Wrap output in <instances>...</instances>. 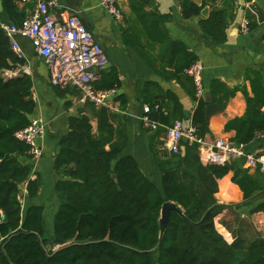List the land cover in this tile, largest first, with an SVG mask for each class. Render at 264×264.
Masks as SVG:
<instances>
[{
  "label": "trees",
  "instance_id": "obj_1",
  "mask_svg": "<svg viewBox=\"0 0 264 264\" xmlns=\"http://www.w3.org/2000/svg\"><path fill=\"white\" fill-rule=\"evenodd\" d=\"M181 2L185 17L201 14L203 5L192 0ZM132 7L151 38L162 43L161 54L174 66L173 77L183 85L193 86L187 87L198 101L192 124L198 135L205 137L210 131L206 106L211 101L225 105L235 91H229L216 79L212 99L198 98L194 82L186 73L196 55L185 43L169 37L163 28V17L151 21L152 14L146 13L141 4L133 2ZM249 21L253 29L256 24L250 18ZM200 23L206 38L216 42L227 39V9L214 8ZM23 64L0 27V264H264V238L246 242L228 233L222 226L224 206L216 197L218 179L235 171L232 181L249 199L260 188L249 174L250 168H241L236 160L205 165L197 143L184 141L179 152L164 149L160 137H164L166 128L160 126L151 137V150L162 176L160 186L149 179L134 156L124 154L127 135L116 127V114L105 108L96 112V129L89 114L80 112L68 118L69 131L59 140L54 162L61 175L55 184L60 204L54 217L53 236L49 238L45 206L32 202L24 208L20 199L25 188L32 201L42 185L30 162L28 144L15 136L29 125V116L36 108L32 77L28 73L9 78L5 75ZM246 76L252 91L244 89L246 112L225 126L227 131H236L234 142L244 144L264 133L262 74L248 69ZM120 85L117 69L101 70L96 88ZM54 88L63 95L59 86ZM166 94L175 104L170 115L163 112L159 96L152 94L150 87L144 91V100L151 108V119L170 125L182 120V105L174 93ZM169 201L177 203L184 215L173 210L161 237V209ZM54 236L68 240V244L49 250Z\"/></svg>",
  "mask_w": 264,
  "mask_h": 264
},
{
  "label": "crops",
  "instance_id": "obj_2",
  "mask_svg": "<svg viewBox=\"0 0 264 264\" xmlns=\"http://www.w3.org/2000/svg\"><path fill=\"white\" fill-rule=\"evenodd\" d=\"M38 1L0 0V19L9 24L20 25L31 14ZM192 1L203 5V9L208 7L209 14L214 8L227 9V39L224 42L206 38L200 23L203 17H207L202 15L203 9L200 15L185 17L181 0H117L124 13L122 21L115 20L101 6L100 0H58V6L52 10L59 19H66L72 14L79 15L107 53L109 63L106 68L118 70L121 85L118 88L117 105L121 111L114 114L116 127L123 129L128 138L124 154L134 156L143 172L152 176L160 186L162 176L151 150V137L155 130L145 127L141 120L144 106L148 105L144 100V91L150 87L152 94L159 96L158 103L162 105L163 112L169 115L175 104L167 98L166 93H174L182 105L183 118L180 121L185 126L192 124L198 101L187 88L192 89V85H183L173 77L174 66L161 54L162 43L155 41L147 33L146 26L133 10V2L141 4L146 13L152 14L151 21L154 17H163V28L169 37L185 43L196 55V59L203 62L204 96L207 100L212 99V87L216 79L223 82L229 91H235L225 105L211 101L222 106L223 111L209 120L210 131L205 135L208 143H214L219 138L233 141L236 131H227L225 126L229 120L243 116L246 112L244 89L252 93L246 71H260L264 86V0ZM245 17L256 24L249 32L241 29V22ZM16 39L21 46L24 64L10 72L19 67H29L36 101L35 111L29 117L41 115L47 121L42 142L43 156L39 160H30L34 171L41 178V189L32 201L26 192L24 196L28 199V204L34 202L44 205L45 210L54 209L56 213L60 202L55 197V184L61 179V175L55 170L54 162L59 152V140L69 131L68 118L77 116L80 112L89 114L96 129V112L99 108L81 103L78 91L72 87L61 88L63 95H59L50 82L44 58L37 54L31 41L22 35H17ZM193 90L196 94L195 84ZM162 139L161 136L160 140ZM158 148L162 150V146ZM245 148L254 154L263 153L264 133H258L251 142L245 144ZM236 161L241 168H250L242 159ZM234 174L235 171H231L218 179L216 197L218 203L224 206L222 226L233 237H242L246 242L257 237L264 238V208H258L264 205V167L249 169V174L255 177L260 186L249 199L244 198L243 191L232 181Z\"/></svg>",
  "mask_w": 264,
  "mask_h": 264
},
{
  "label": "built area",
  "instance_id": "obj_3",
  "mask_svg": "<svg viewBox=\"0 0 264 264\" xmlns=\"http://www.w3.org/2000/svg\"><path fill=\"white\" fill-rule=\"evenodd\" d=\"M100 4L115 20L124 19V13L117 0H100ZM57 6L58 0H39L31 14L24 18L20 25L9 24L0 19V27L9 37L12 50L22 58L21 46L16 36L27 37L37 54L44 58L53 86L63 89L75 88L81 103L93 104L97 108H105L110 112H120L117 105L118 88H96V82L101 77V70L109 63L107 53L79 15L72 14L66 19L56 17L52 10ZM249 22L247 17L241 22L243 32L250 31ZM203 71L204 64L199 59L192 62L186 69V73L194 81L198 98L205 97ZM20 73L29 74V67H19L13 72L6 71L5 75L9 78ZM149 112H151L150 106L145 105L141 120L144 126L151 130H157L160 126L166 128L163 137L164 149L179 152L183 142L186 141L199 145L200 158L205 165H224L246 156L248 167H264V152L260 154L248 152L244 143H236L226 138H219L214 143H208L205 137L198 135L195 125L185 126L179 120L170 125H163L151 119ZM46 125L47 121L41 115H34L27 127L15 133L17 139L28 144L32 160H39L43 156L42 142Z\"/></svg>",
  "mask_w": 264,
  "mask_h": 264
},
{
  "label": "water",
  "instance_id": "obj_4",
  "mask_svg": "<svg viewBox=\"0 0 264 264\" xmlns=\"http://www.w3.org/2000/svg\"><path fill=\"white\" fill-rule=\"evenodd\" d=\"M209 14V8L205 7L202 10V15L204 16H208ZM237 27H239V23L236 24ZM209 99V98H208ZM223 111V107L220 106L218 103L216 102H210L207 106H206V110H205V115H206V120L209 123L210 118ZM242 161L243 163H246L247 161V157L243 156L242 157ZM149 179L151 181H153V177L149 176ZM173 210H176L177 212H179L181 215H184L183 209L175 202H165L162 206L161 209V217L159 219L160 222V236L162 237L164 235V232L168 226V223L170 221V217H171V212ZM68 244V240H64L62 238H60L59 236H54L53 239L50 241L49 243V250H55L57 249V247L59 246H64Z\"/></svg>",
  "mask_w": 264,
  "mask_h": 264
},
{
  "label": "rangeland",
  "instance_id": "obj_5",
  "mask_svg": "<svg viewBox=\"0 0 264 264\" xmlns=\"http://www.w3.org/2000/svg\"><path fill=\"white\" fill-rule=\"evenodd\" d=\"M24 193H25V191H21L20 199L22 201L23 207L25 208V207H27L28 199L24 196ZM55 197L57 198L56 195H55ZM57 200H59V199L57 198ZM54 217H55L54 209L46 208V210H45L46 234L49 238H51V235H52L53 229H54Z\"/></svg>",
  "mask_w": 264,
  "mask_h": 264
}]
</instances>
